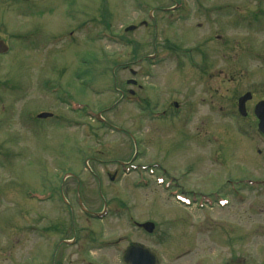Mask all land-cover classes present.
Returning a JSON list of instances; mask_svg holds the SVG:
<instances>
[{
  "label": "rangeland",
  "instance_id": "obj_1",
  "mask_svg": "<svg viewBox=\"0 0 264 264\" xmlns=\"http://www.w3.org/2000/svg\"><path fill=\"white\" fill-rule=\"evenodd\" d=\"M0 40V264H264V0H0Z\"/></svg>",
  "mask_w": 264,
  "mask_h": 264
},
{
  "label": "water",
  "instance_id": "obj_2",
  "mask_svg": "<svg viewBox=\"0 0 264 264\" xmlns=\"http://www.w3.org/2000/svg\"><path fill=\"white\" fill-rule=\"evenodd\" d=\"M134 28L130 27L126 31H133ZM7 51V47L5 44L0 41V54L5 53ZM249 94H245L238 100V112L243 115L245 103L249 99ZM264 102H261L257 105L255 109V115L259 120L258 129L261 133L264 134ZM48 114H41L38 118H46ZM148 233H152L154 230L153 224L146 223L140 226ZM123 262L125 264H158L157 257L147 248L139 245H133L127 248L125 254L123 255Z\"/></svg>",
  "mask_w": 264,
  "mask_h": 264
},
{
  "label": "flooded vegetation",
  "instance_id": "obj_3",
  "mask_svg": "<svg viewBox=\"0 0 264 264\" xmlns=\"http://www.w3.org/2000/svg\"><path fill=\"white\" fill-rule=\"evenodd\" d=\"M65 1H71V0H65ZM164 13H166V12H170L171 13V11H170V9L169 10H164L163 11ZM167 14V13H166ZM141 24H142V26H144V27H146L147 26V23H145V22H141ZM53 39V38H52ZM1 41V40H0ZM3 42V41H2ZM4 43V42H3ZM8 53V52H7ZM7 53H5V54H7ZM4 54V55H5ZM1 56H2V54H0ZM147 59L148 60H150V57H147ZM131 75L132 76H136V74L135 73H132V71H131ZM126 85H129V86H131V87H133V88H139V89H141V87L140 86H138V84H137V82L135 81V80H131V79H128V80H126ZM122 95L121 96H123V93H121ZM127 94L129 95V98H136V95H135V93L134 92H132V91H127ZM245 94H249L250 96H249V99L247 100V102L245 103V108H244V113H243V115H241L239 112V115H241L242 117H244V118H247L250 114H248L247 112H248V110L246 109V104L247 103H253L252 105V116H253V118L256 120V129L258 130V132H259V134L262 136V137H264V134L263 133H261L260 131H259V129H258V125H259V120L257 119V117H256V115H255V109H256V107H257V105L259 104V103H261V102H264V99H262V100H259V101H257V102H252V98H253V96H252V94L251 93H245ZM244 94V95H245ZM123 98V97H122ZM240 98V97H239ZM238 98V99H239ZM238 99H237V111H238ZM134 102V101H133ZM142 103L141 102H139V105H138V109H140L141 107H140V105H141ZM177 103H174V105L173 106H175V108L177 109L178 108V104L176 105ZM142 106V105H141ZM44 114H49V116L48 117H46V118H43V119H41V120H46V119H51L52 117H53V115L52 114H50V113H44ZM264 115V114H263ZM38 116V115H37ZM39 119V118H38ZM111 179V181H114V177H111L110 178ZM228 183H231V186H233V188H231V191H232V193H236V194H239V191L236 189V187H234L235 185H238V184H241V182H239V183H237V182H232V181H230V180H228L227 181ZM262 182H264L263 180H262ZM243 184H245V185H248L247 183H245V182H243ZM249 186V185H248ZM223 187H224V183H223V185H222V190H223ZM239 187H242L243 188V190H245V191H248V192H258V191H260V190H253V189H256V188H254V187H247V186H239ZM261 189V188H260ZM221 193H219V192H217L216 193V198H217V207H226V206H228L229 205V203H230V200L228 199V198H224V203L223 204H221L220 202L222 201L221 199ZM221 205V206H220ZM85 211V210H84ZM97 214V213H96ZM90 215H93V214H90ZM91 218H93V219H96V218H94L93 216H91ZM99 220H101V219H99ZM133 224L134 225H136V223L135 222H133ZM136 228H137V225H136ZM138 229V228H137ZM138 230H141V229H138ZM143 231V230H142ZM144 232V231H143ZM61 243H63V244H71V245H73L74 243L76 244V240H73V241H63V242H61ZM61 243L60 244H58V246L56 247V249H57V251H58V249H59V247H60V245H61ZM128 248V247H127ZM56 249L54 250V251H56ZM54 251H53V259H54V261H55V258H56V253H54ZM126 251V250H125ZM125 254V253H124ZM123 254V255H124ZM123 255H122V258H123ZM121 258V260H122V263L123 264H125L124 262H123V259ZM54 264H56V262L54 263ZM57 264H59V262L57 261ZM223 264H245V262L244 261H241V260H237V261H229V262H224Z\"/></svg>",
  "mask_w": 264,
  "mask_h": 264
}]
</instances>
